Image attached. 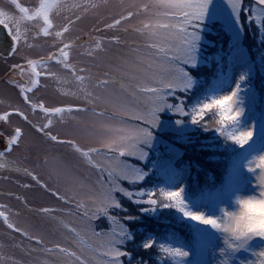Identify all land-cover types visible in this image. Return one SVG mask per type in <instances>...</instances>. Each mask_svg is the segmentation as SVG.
<instances>
[{"label":"snow or ice","instance_id":"snow-or-ice-1","mask_svg":"<svg viewBox=\"0 0 264 264\" xmlns=\"http://www.w3.org/2000/svg\"><path fill=\"white\" fill-rule=\"evenodd\" d=\"M11 4L19 12V16L10 15L9 12L0 9V26L4 28L7 36L10 38V45L5 51V55L11 56L18 52L21 43L28 44L27 31L22 29V22H41L38 31L34 37L43 36L52 38L55 52H50L47 57L39 59H26L24 65L13 64L14 71L21 74L26 68L31 69V86L18 84L17 87L26 104L30 105L33 113L39 111L46 118L43 125H34L38 132H42L49 140L58 144L69 145L76 153L83 157L90 167L96 168L102 175L106 176V182L101 184V191L92 198L95 205L92 214L99 218V214L106 216L115 227L110 233H94L96 236H106L107 239L100 245L103 249L102 255L109 257V264H123L121 257L131 258V253L122 251L120 246L126 241L132 239L128 228L120 222L119 217L111 215L110 210L126 211L123 204L117 199L116 194L120 193L123 197L137 204H147L151 207L141 209V211H155L160 209H175L183 218L196 222L198 225L210 226L216 232L224 236L225 249H221V256H227L229 252H237L246 249L254 239L264 240V232L245 233L243 229H237L236 224L239 221V215L243 214L241 202V213L236 214L227 208H220V216L206 215L202 211H194L185 201L183 186L176 188H143L135 190L123 187L119 181H127L129 185H142L145 182L148 172L140 167L125 162L122 157H134L143 161L147 157L146 147L153 140V130L156 129L160 121V113L165 110L171 111L180 117H190L191 123L202 127L205 131L214 130L226 143H231L239 148H245L250 145L257 129V114L253 110L249 114V109L255 101V94L247 85L249 77L253 72L254 64L250 60L247 50L242 46L243 25L240 23L242 11V0H148L147 3L137 4L135 0L128 4L124 11L116 18L105 25L107 29H115L124 22L139 16L141 13L149 14L152 19L148 22H141L139 26H133L131 29L125 28L124 31H136L146 34L149 42L144 45L150 50L149 62L146 65L148 70H153L154 74L148 77L143 86L140 84L132 85L134 92H139L147 96L149 103L144 106L142 111L130 108L126 103L119 102L118 110L121 114L139 122L136 126H128L121 120L119 124H100V130L104 136L100 141L99 147H82L75 140H62L57 135L52 134L54 116L63 118L65 113L73 112H92L96 117L103 118L104 111H97L95 107H86L79 105H68L60 107H46L41 101L33 102L28 93H31L40 84V77H54L56 73L47 70L46 61H55L72 73L75 80L81 85L78 92L83 95L87 105H95L100 99L88 91L84 82L90 77L78 75L87 70L77 69L70 63L71 49L76 46L75 41H65L63 38L70 32L71 26L81 19L80 15L75 18L66 17L67 23L57 28L53 21V15L67 9L80 10L86 13L90 8H96L99 3L96 0H81L73 2L71 5L67 0H39L35 9H29L23 6L18 0H10ZM124 3V0H121ZM256 3L264 7V0H256ZM246 22H255L258 24L259 36L258 43L264 45V27L259 25L260 17L264 16V11L258 15L257 9L253 8V15H248V9L244 8ZM222 21L224 29L229 34V43L227 50L220 48L211 55H204L207 48L212 47L211 41L206 39L210 26L216 22ZM112 41H119V37L113 36ZM101 44L96 43V49H100ZM215 62L216 68L211 82L199 80L190 70L198 69L202 65H211ZM261 67L264 68V54L259 57ZM154 65L156 68L154 69ZM38 66H44V71H39ZM114 79V78H113ZM110 80H97L96 85H108ZM121 89L124 83L119 81ZM181 94V95H178ZM76 95V93H73ZM171 101V102H170ZM247 113V120L245 119ZM19 116L22 120L31 123L28 115L19 108H12L0 114V122L10 123L9 117ZM260 121L264 122V113L259 114ZM206 117L208 119H206ZM115 114L109 119H114ZM182 121H177L180 123ZM23 138V130L16 126L11 134L5 136L0 132V168L8 165L5 163L7 154L14 148H18ZM259 146V153L253 155L246 163L247 171L256 174L255 180L258 182L259 194L254 195L252 199L264 200V133L254 146ZM255 149V148H254ZM94 156H103L102 161H97ZM16 171H24L32 180L41 183L39 178L27 169L16 168ZM257 170L258 173H257ZM25 188L30 185H23ZM41 187L47 188V185L41 184ZM57 199L64 201L65 204H71L74 197L61 195L59 191L53 192ZM5 206L0 205V209ZM77 209L85 208L83 201L76 202ZM41 213H51L57 211L53 208H41ZM71 214V213H69ZM88 216L86 210L82 213ZM0 218L5 225L15 232H21L28 236V233L11 223L9 216L5 211L0 210ZM132 217H126L131 219ZM63 226L74 238L81 244L85 242L77 229L70 224L62 221ZM174 236V233H173ZM34 239L37 244H42L38 237H29ZM145 250L157 247L163 254L166 261L171 264H183L185 257L189 255L182 247L172 244L158 243L155 239H146L142 243ZM43 251H56L62 256L77 264H88V261L78 255L76 251L65 248L59 244L54 249L48 248ZM264 257V251L259 253ZM161 260L160 264H164ZM220 264H229L228 259H223ZM264 264V259L260 260Z\"/></svg>","mask_w":264,"mask_h":264},{"label":"rangeland","instance_id":"rangeland-1","mask_svg":"<svg viewBox=\"0 0 264 264\" xmlns=\"http://www.w3.org/2000/svg\"><path fill=\"white\" fill-rule=\"evenodd\" d=\"M5 1L10 4V0H2V2L0 1V9L18 17L20 14L17 15L9 5L5 4ZM18 2L23 6L27 5L34 8L39 0H18ZM73 2H81V0H67L69 5ZM96 2L99 3V6L90 8L86 13L83 9L78 11L64 9L59 14H54L52 18L57 28H59L67 23L66 17L74 19L75 15L81 16V19L71 26L70 32L63 39L76 42V46L71 49L70 63L75 65L77 69L84 68L87 70L84 73L77 74L90 77L84 84L88 91L92 92L94 96L100 97V99L95 105H87L83 95L78 92L81 85L75 80L70 71L63 69L55 61H46V66L48 71L56 73V78L45 76L41 78L40 88L34 90L31 97L33 102L39 103L42 101L46 107L79 105L89 108L95 107L97 111H104L105 116L103 118L94 116L90 111L65 113L62 119L60 116L52 117L53 127L50 129L52 134L57 135L62 140H75L77 144L85 148L100 146V141L104 136L100 130L101 123L116 125L123 120L128 126L139 124L138 121L121 114L118 110V103L123 102L134 110L142 111L144 106L149 103L147 96L134 92L131 86L136 84L143 86L146 79L154 74L153 70L146 68L150 58V50L144 47L149 42L147 35L131 30L124 31L125 28L131 29L134 25L139 26L141 22H148L152 17L149 14L141 13L115 29H107L105 25L119 18L125 7L133 0H124L123 4L121 0H96ZM135 2L143 4L147 3L148 0H135ZM244 8L249 10L248 15H253V8L257 9L256 15L260 11H264V7L258 5L256 0H242L241 12L243 13ZM216 22L222 23V21ZM216 22L210 26L208 32H211V34H214ZM253 22L258 28L255 17H253ZM40 23L22 22V29H28V44H31L32 47L21 43L17 57L12 60L14 64H25L26 59L47 57L50 52L56 51V48L52 46L54 43L52 38L34 37ZM259 25L263 27L264 16L260 17ZM225 32L227 31L225 30ZM113 36L119 37V41H112ZM206 39L212 42V39L210 40L207 35ZM97 42L101 44L99 50L96 49ZM241 43H243V37ZM212 44L214 43L212 42ZM243 48L246 49L244 46ZM206 51L203 54L207 56ZM38 70L44 71L45 67L38 66ZM26 73L30 78L31 73L29 71H26ZM104 79L110 80V83L106 86L96 85L97 80ZM119 81L124 83L123 89L120 88ZM247 85H250L249 81ZM250 87L255 94V101L248 111L251 114L254 110L257 114V129L254 138L259 132V140L262 133H264L263 123L261 128H258L261 122L259 114L263 112L261 104L263 98H260V93L255 92L251 85ZM3 89H0V113L10 111L12 108H19L28 115L31 123L20 120L17 115L9 117L10 123L8 124L0 122V132H4L5 136L11 134L14 127L19 126L23 130L24 137L20 146L7 154L5 163L8 166L0 168V205L5 206L0 210L8 214L11 223L20 228L22 232L28 233V236H25L21 232L9 229L3 219L0 218V264H77V262L69 260L68 257L62 256L56 251H43V249L48 248L54 249L57 244L76 251L78 255H82L88 261V264H109V257L102 255L103 249L100 248L107 237L103 235L98 237L94 233H110L115 225L103 214H99V218L92 214V209L95 207L92 198L101 191V184L106 182V176L102 177L96 168L90 167L86 160L69 145L53 142L45 137L42 132H38L34 125H43L46 122L43 114L39 111L33 113L29 108H26L17 97L18 89L7 84L5 89H8L12 94H5ZM73 93H76V95H73ZM114 114L115 118L109 119ZM159 115L160 121L158 127L153 130V140L145 149L147 152L146 159L140 161L128 156L121 159L147 171L148 176L156 171L164 177L169 172L176 171L174 162L182 155V148L191 142V134L195 133V129L188 116L180 117L168 110L161 112ZM245 119L247 120V113ZM178 120L182 122L177 123ZM249 146H252V141L246 147ZM237 148L234 149V154L238 151ZM258 153L259 146L257 145L253 155ZM93 158L97 161L104 159L103 156H94ZM250 158L243 155L240 161L245 162ZM16 168L27 169L29 172L34 173L41 183L32 180L24 171H16ZM255 175L247 171L245 167V171L242 172L245 186L237 193L258 195L260 189L258 182L255 180ZM167 181L169 188L183 186L185 201L194 211H202L206 215L220 216V208H227L229 211L234 208L233 197L237 193L230 200L222 203L219 201L212 206L191 196L183 181L173 180L171 176L167 177ZM119 183L123 187L132 190L140 187L136 185L133 187V185H129L127 181L123 180ZM25 184L30 185V187L25 188L23 186ZM41 184L47 185V188L41 187ZM150 184L148 183V185ZM55 191H59L61 195L74 197V201L71 204H65L64 201L53 195ZM116 196L126 211L113 209L110 210V214L119 217L120 222L127 228L128 226L125 223L128 225L135 222L141 223L142 219L140 218H125L124 220L127 221H122V218L128 215L131 210H135L132 208L127 209V206L138 205L141 211L145 208L141 206L147 204L133 203L120 193H117ZM78 201H83L86 207L77 209L76 202ZM45 207L57 209V211L47 214L41 213L39 210ZM86 210L88 216L82 215ZM142 212L146 221L149 220L146 217L148 216L147 211ZM159 213L164 214V209H161ZM62 221L75 227L85 243L81 244L79 240L74 238L63 226ZM189 230L192 233L205 232L208 237H203L202 247L198 249L199 256L191 253L188 248L179 245L189 253L184 258L183 264H220L223 259H228L229 264H260V260L264 259V257L259 256V253L264 251V240L259 238L250 242L246 249L229 252L225 257L220 254L221 249L226 248L222 233L216 232L210 226L198 225L193 221H189ZM129 232L131 233L130 230ZM131 236L132 239L120 246L122 251L130 253L133 248L135 251L138 249L137 242H140L141 239L138 238H141V235L138 238L134 234H131ZM29 237H38L42 244H37L34 239H29ZM165 241L166 244H171L166 239ZM172 245L178 246L174 241H172ZM120 259L123 264H136L141 261V259H135L134 256H131L130 259L127 256ZM163 260H165L164 264H171L164 257ZM150 262L155 264V257L151 258ZM146 264H150L149 261Z\"/></svg>","mask_w":264,"mask_h":264},{"label":"trees","instance_id":"trees-1","mask_svg":"<svg viewBox=\"0 0 264 264\" xmlns=\"http://www.w3.org/2000/svg\"><path fill=\"white\" fill-rule=\"evenodd\" d=\"M240 23L243 25L242 45L247 49L250 60L254 64V70L249 79V84L254 88L255 92L260 93V98H263L261 101L263 112H261L264 113V68L261 67L259 62L260 55L264 54V45L258 43V28L254 22H246L245 12H241ZM207 36L214 43L211 48H207L209 49L206 51L207 55H211L215 50L220 48L227 50L229 34L225 32L222 23L216 22L214 34L208 32ZM215 68V62H213L211 65H202L198 69L191 71H193L192 74L199 80L211 82ZM206 119L208 118L206 117ZM262 123L264 124V122H260L259 129L263 125ZM193 126L195 133L191 134V142L182 148V155L174 162L177 173L176 171H171L164 178L158 172L154 171L146 178L148 180L146 184L136 185L137 187L144 186L143 188L149 189L154 187L169 188L167 177L171 176L173 180L183 181L187 186L186 188L190 191L191 196L207 205L213 206L219 201L222 203L223 201L230 200V198L245 186L242 172L245 171L244 164L248 159L244 162L242 160L240 161V158L243 155L252 157L256 149L255 146V149L252 146L256 145L258 136L253 138L252 146H245L242 149L230 142L226 143L214 130L205 131L198 125ZM236 147H238V153L236 152L234 154L233 151ZM148 183L151 184L148 185ZM141 207L149 208L151 206L144 205ZM126 208L135 210H131L128 215L122 218V221L126 217L142 219L141 223L134 221L136 225L135 223L129 225L125 223L131 231L130 234H134L137 238L141 235V238H138L141 239L140 242H137L138 249L136 251L134 248L132 251L130 250L131 256L142 261L136 264H146L148 261L152 264L150 259L153 257L156 259L155 264L157 262L160 264L161 260H163V254L159 252L157 247L148 250L142 247V243L146 239H155L158 243H165L166 239L171 244L174 241L178 246L181 245L191 250V253L196 249L194 233L189 230V221L191 220L183 218L174 209H164V214L159 213L160 208L155 211H147L148 216L146 217L149 220L146 221L138 205L132 204Z\"/></svg>","mask_w":264,"mask_h":264},{"label":"flooded vegetation","instance_id":"flooded-vegetation-1","mask_svg":"<svg viewBox=\"0 0 264 264\" xmlns=\"http://www.w3.org/2000/svg\"><path fill=\"white\" fill-rule=\"evenodd\" d=\"M0 1L2 2V0H0ZM5 4L9 5L15 11V13L17 15L19 14V12L15 9V6L12 5L11 2H10L11 5L8 4V2H6V1H5ZM25 6L28 7L29 9H34L35 7L38 6V4L34 8H31L30 6H27V5H25ZM9 45H10V38L7 36V33L4 30V28L2 26H0V89L4 88L3 91H4L5 94H12L11 92H9L8 89H5L6 84L8 86H11L13 88L18 89L17 97L26 106V108H29L30 111L32 112V110L30 108V105L25 103V101L23 100V98L21 96L19 88L17 87L18 84H24L26 87H30L31 86L32 76L29 78L28 77V73H26V71L27 72L29 71L31 73V69L26 68L25 71L23 72V74H21L18 71H14L12 69L11 66L14 64L12 60H13V58L17 57V54L11 55V56H8V55L4 54L6 49H8ZM20 47L21 46L19 45L18 51H19ZM21 65H24V64H21ZM43 77L44 76H41L40 79L43 78ZM2 82H5L6 84L5 83L2 84ZM39 88H40V84L34 90H37ZM34 90L31 93H28L30 99L33 96L32 93L34 92ZM5 99H6V95H5ZM0 114H3V113H0ZM17 117L20 120H22L19 116H17ZM0 143H2V142H0ZM14 149H17V148H14Z\"/></svg>","mask_w":264,"mask_h":264},{"label":"clouds","instance_id":"clouds-1","mask_svg":"<svg viewBox=\"0 0 264 264\" xmlns=\"http://www.w3.org/2000/svg\"><path fill=\"white\" fill-rule=\"evenodd\" d=\"M253 196L254 194L243 195L237 193L233 197V213H241V202H243V214L239 215L236 228H242L245 233L264 232V200L252 199Z\"/></svg>","mask_w":264,"mask_h":264},{"label":"bare ground","instance_id":"bare-ground-1","mask_svg":"<svg viewBox=\"0 0 264 264\" xmlns=\"http://www.w3.org/2000/svg\"><path fill=\"white\" fill-rule=\"evenodd\" d=\"M23 138H24V137H23ZM23 138H22V139H23Z\"/></svg>","mask_w":264,"mask_h":264}]
</instances>
